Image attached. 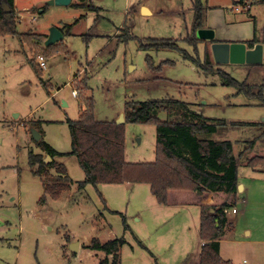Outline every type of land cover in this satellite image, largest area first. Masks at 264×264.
Returning <instances> with one entry per match:
<instances>
[{
	"label": "rangeland",
	"instance_id": "obj_1",
	"mask_svg": "<svg viewBox=\"0 0 264 264\" xmlns=\"http://www.w3.org/2000/svg\"><path fill=\"white\" fill-rule=\"evenodd\" d=\"M50 1L15 0L18 34L0 36V264H100L105 255L86 248L95 238L101 242L123 238L122 264H199V206L161 205L148 184L79 189L86 176L78 159L70 155L69 121L77 120L82 110L79 92L76 99L71 83L81 84L88 76V95L95 101V118L101 122L117 123L130 100L172 99L189 104L208 119L261 123L264 106L185 58L187 53L203 60L205 45L199 44L195 53L183 40L191 32L197 1L206 16L204 28L214 36L217 29L208 25L211 11L216 10V26L245 43L254 37L261 39L264 3L239 12L235 7L241 0H72L69 6H49ZM142 7L152 14L143 15ZM73 24V35L54 45L49 61L41 46H35L39 40L22 43L18 36L49 35L52 28ZM127 28L139 39L181 40V51L143 50L137 40H127ZM197 38L205 39L200 31ZM39 56L45 57L48 70L37 63ZM31 59L42 73L36 72ZM214 69L238 82L264 86V63L216 64ZM160 119L166 121L168 115L163 113ZM33 130L42 133L39 141ZM249 131L211 138L232 141L237 157L251 147L254 135ZM125 137L127 162H155V125L125 124ZM43 141L65 155L54 161L65 166L72 182L60 199L47 196L40 205L44 185L35 175L38 167L29 164V154H42ZM256 155H264L261 144L245 157ZM245 160L239 177L247 191L238 193L233 215L236 228L223 238L221 256L234 264L244 260L264 264V243L259 242L264 240V167L255 173L244 167ZM75 242L80 245L76 253L70 247Z\"/></svg>",
	"mask_w": 264,
	"mask_h": 264
},
{
	"label": "trees",
	"instance_id": "obj_2",
	"mask_svg": "<svg viewBox=\"0 0 264 264\" xmlns=\"http://www.w3.org/2000/svg\"><path fill=\"white\" fill-rule=\"evenodd\" d=\"M9 11H5V7ZM194 21L191 32L183 41L193 47L195 53L199 44L205 45L204 59L184 53L185 58L208 74L218 75L225 86L233 87L239 94L250 100H256L264 106V86L249 85L238 82L226 72L214 69L216 65L211 45L217 40L207 41L197 38V32L204 29L205 15L202 5L197 1L194 6ZM15 0H0V36L15 35L16 32ZM72 25H65L61 30L70 33ZM127 40H137L143 50H178L181 40L175 39H139L131 34L129 28ZM22 43L34 39L35 46H41L45 56L54 54V46L43 48L46 37L32 33L19 34ZM261 39L254 37L247 42L249 48ZM35 43V41H34ZM33 43V44H34ZM32 44V46H33ZM150 63V57L147 58ZM31 64L37 73L43 70L33 59ZM76 82V81H75ZM74 82V83H75ZM79 92L81 114L77 120L69 121L72 140V152L85 173V181L79 183L83 190L87 185L101 184H148L151 193L161 205L173 204L197 205L200 207V237L202 240L200 264H233L220 255V240L232 228V221L226 210L237 205L239 193V168L245 159L246 166L257 168L264 166V156L245 155L260 145L264 148V121L261 123H227L225 120L205 118L190 109V105L172 99L127 102L124 115L125 123L101 122L95 118V101L89 97L88 79L75 86ZM166 113L168 120L162 121L160 115ZM153 124L157 128L156 160L153 163H129L125 158L126 137L125 124ZM35 129V123H31ZM249 129L254 135L251 147L245 148L236 157L234 143L230 140H213V135H226L231 131ZM40 133V130H39ZM42 135V133H40ZM259 143V144H258ZM42 154H29V164L37 168L35 175L42 179L44 196L40 205L46 203L47 196L58 200L70 190L72 180L64 165L54 161L57 156H65L54 150L48 143L40 144ZM52 158L51 163L45 156ZM56 170L53 174L50 171ZM127 228V227H125ZM123 238L101 242L93 239L86 248L101 252L105 257L100 264H122L120 250ZM112 258V259H111Z\"/></svg>",
	"mask_w": 264,
	"mask_h": 264
},
{
	"label": "water",
	"instance_id": "obj_3",
	"mask_svg": "<svg viewBox=\"0 0 264 264\" xmlns=\"http://www.w3.org/2000/svg\"><path fill=\"white\" fill-rule=\"evenodd\" d=\"M264 1V0H263ZM72 0H51L49 6H69ZM5 11H9V7H5ZM146 11V9H145ZM204 40L213 41L215 40L214 33L201 29L199 30ZM198 31V32H199ZM64 39V34L58 28H52L50 30L48 39L45 42L46 47H51L61 42ZM211 51L216 64H248V65H260L263 63L264 50L263 45L258 44L255 48H249L245 42H216L211 45ZM65 104V103H64ZM125 123V115L122 114L120 120L117 122L118 125ZM34 138L39 141L42 136L41 134L33 130ZM47 163L52 161V158L48 156L45 160ZM239 191H242V185H239ZM71 251L74 253L79 251V243L75 242L70 245Z\"/></svg>",
	"mask_w": 264,
	"mask_h": 264
},
{
	"label": "crops",
	"instance_id": "obj_4",
	"mask_svg": "<svg viewBox=\"0 0 264 264\" xmlns=\"http://www.w3.org/2000/svg\"><path fill=\"white\" fill-rule=\"evenodd\" d=\"M92 9H94V8H92ZM145 9H146V11H145ZM142 10H143V15H145V16H148V15H151L152 14V11L149 9V8H146V7H142ZM42 12H44V10L42 11ZM195 12V11H194ZM218 12L219 11H216V10H214V11H211V15H212V21L209 23V25H208V27L209 28H211V29H217V32H216V35H215V40H217V41H219V42H229V43H233V42H243L244 41V39L243 38H238V36H236L234 33L233 34H230V33H228V31L226 32V30H225V28H223V27H218V26H216V22H217V14H218ZM214 17V18H213ZM101 17H100V15L99 16H97V18H96V20L95 21H97L98 19H100ZM79 22L77 21L75 24H78ZM75 24H73V26H72V28H71V31H70V33H68L67 35H65L64 34V32L61 30L64 26H62V27H60V28H58V29H60V31H62V33L64 34V39H65V37L66 36H71V35H73L72 34V30H73V28L75 27ZM215 27V28H214ZM218 28H220V29H218ZM123 29V28H122ZM121 29V30H122ZM205 29V28H204ZM124 30V29H123ZM33 34H36V33H33ZM131 34H132V32H131ZM39 35H43V34H39ZM133 35V34H132ZM43 36H45L46 37V40L48 39V36L49 35H43ZM95 36H100V35H98V34H96L95 33ZM94 35H93V37H95ZM64 39L61 41V42H63L64 41ZM87 39H90V37H88ZM252 40V39H251ZM251 40H248V41H251ZM61 42H59V43H61ZM121 42V41H120ZM44 47L45 48H48V47H46L45 46V43H44ZM66 50H67V54H69L70 52H69V50L66 48ZM52 57H54L53 55H51V56H49L48 57V61L49 60H51V58ZM48 70V69H47ZM46 70V71H47ZM80 72V71H79ZM79 72L77 73V75L79 74ZM86 78L88 79V76H86ZM74 79V78H73ZM72 86H73V90L74 89H76V85H78V82L76 81L75 83H73V81H72ZM87 93H88V91H87ZM76 99H77V97H76ZM264 121V120H263ZM233 132H235V131H233ZM262 150H264V148H262ZM261 156H264V155H261ZM244 167H247V168H250V169H252L255 173H258V172H260V171H262V169H263V167L264 166H261V167H257V168H251V167H248V166H246V164L244 165ZM239 185H242V192L243 191H247V184H246V182H243V180H241L240 179V177H239ZM243 203H245V202H243ZM235 207H233V208H231V209H228V210H226L227 212H226V214H227V216L228 215H230V216H228L229 217V219L232 221V228H231V230H229V231H227V233L226 234H232L234 231H235V228H236V220H235V218L233 217V215H235ZM201 213V212H200ZM201 216V215H200ZM250 233L251 234H253V232H250V231H248V235H250ZM225 234V235H226ZM225 237V236H224ZM223 237V238H224ZM223 238L220 240V255H221V253H222V241H223ZM200 241H201V246H202V240H201V237H200ZM260 243H264V240L262 241V240H260L259 241ZM88 250V249H87ZM88 251H90V250H88ZM91 252H95V251H91ZM201 252V251H200ZM99 253V252H98ZM222 257V256H221ZM227 261H231V260H227ZM232 263H233V261H231ZM199 264H200V262H199ZM234 264V263H233ZM243 264V263H242Z\"/></svg>",
	"mask_w": 264,
	"mask_h": 264
},
{
	"label": "built area",
	"instance_id": "obj_5",
	"mask_svg": "<svg viewBox=\"0 0 264 264\" xmlns=\"http://www.w3.org/2000/svg\"><path fill=\"white\" fill-rule=\"evenodd\" d=\"M260 3H264L263 0H241L238 5L235 7V9L239 12L242 11H249L254 5L260 4ZM258 44H262L263 45V50H264V28L262 30V38H261V42L257 43L253 46V48H255L256 45ZM37 63L39 64V66L43 69H47V62L45 57L43 56H39ZM263 63H264V58H263ZM73 95L75 97H77V91L73 90ZM227 212V211H225ZM243 264H250L247 260L243 261Z\"/></svg>",
	"mask_w": 264,
	"mask_h": 264
}]
</instances>
